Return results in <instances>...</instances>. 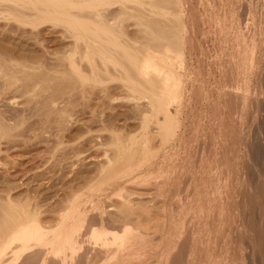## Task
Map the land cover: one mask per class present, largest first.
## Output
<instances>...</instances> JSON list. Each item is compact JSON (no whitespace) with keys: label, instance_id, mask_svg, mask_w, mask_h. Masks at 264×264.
<instances>
[{"label":"bare ground","instance_id":"obj_1","mask_svg":"<svg viewBox=\"0 0 264 264\" xmlns=\"http://www.w3.org/2000/svg\"><path fill=\"white\" fill-rule=\"evenodd\" d=\"M183 5L184 0H0V22L3 21L5 24V31L2 30L3 33L0 31L3 40H12L14 36L16 39L17 36L21 38L17 33L12 35L21 32V34L25 33V36L28 33L27 37L23 36L27 39L23 38L24 43L28 41L31 47L35 45L36 51L41 47L42 51L43 48L45 51L48 46H54L53 51L45 52L50 57L45 56V53L43 57H40L41 55L31 57L26 52L20 56L22 49L18 46L21 47V43L15 41L16 46L14 45L13 49L11 41V51L7 52L4 49L5 52H0V106L6 105L2 100H5L7 94L11 96L17 92H20L19 95L22 97H29L26 100L31 102L27 108L26 106L17 110L14 108L15 111L11 114L3 111L8 115L0 109V143L3 139L10 142V136H13L14 131L32 116H50L52 117L51 120L49 118L50 121H47L48 118L45 119V116L42 118L46 122L42 123L40 121L44 119H40L39 124L49 122L45 126L54 124L55 127L52 128L58 130L63 126L64 129L72 119V111H68V105L63 104L66 103L65 95L77 90V93H83L85 97L88 93H94L97 85L104 84L108 80H119L122 83L128 93L126 99L135 103L146 100L148 104V111L141 110L137 131L127 132L122 136L112 134V143L107 141V144L114 145L116 158L113 159L111 155L105 153L106 161L98 172L100 179L102 176H107L112 181V189L108 192L93 197L90 193L93 185L88 186V184L82 193H78L79 190L72 192V195L64 193L63 198H59L61 200L58 199L53 208L44 210L37 201L32 202L33 198L30 195L26 194V197L19 198L12 196L13 192L10 194L11 189L6 186V189H0V192L1 190L3 192V195L0 194V264H144L145 260L149 261V258L155 255L156 248L151 247L152 238L148 237L150 234L141 231L138 226L133 228L128 224L129 217H134L137 213H134L135 206L130 204L128 199L132 195L128 188L140 184H154L157 186L158 196L166 198V193H169L171 195L169 203H175L173 196L175 197L176 193L173 187L176 161L172 156L177 153L174 144L179 139L181 111H175L173 101L180 93L182 79L181 73L174 66L177 60L183 58L187 45L191 47L194 43L192 34L189 35L187 32ZM128 25L135 28L136 32L130 31ZM46 30L49 36H45ZM251 38L243 40L241 45L243 59L240 61L242 63L238 62L239 64L252 65L255 45ZM11 43L9 42L10 45ZM14 49L21 51L19 54L16 52V55L13 53ZM237 57L239 61L241 56ZM10 96L6 100L12 103L16 97ZM239 97L244 99V95ZM240 103H243V100H239ZM32 124L35 125V121ZM151 124L154 125L155 130L150 129ZM45 126L42 128L46 130L44 132H48V127ZM90 126L87 128L88 132L91 131ZM42 128L40 129L43 130ZM61 131L59 130V138L56 139V143L53 142L55 145L50 150L52 157L54 155L62 157L61 155L65 154L66 144L63 146L64 141L60 139ZM251 150L254 155L261 151L256 145H253ZM122 156H125V159L122 160ZM58 157L56 156L57 160L60 158ZM60 160L59 164L62 161ZM50 163L44 165L40 173L55 172L54 170L58 168L56 162L54 165ZM147 164L153 168L151 173L154 175L151 174L144 179L139 169ZM60 166L61 172L62 164ZM88 177L75 175L72 180L76 183L81 180L91 181V176L90 179ZM260 182L261 184L257 185L261 190L257 186L256 192L264 193V181L260 180ZM257 188L254 189L253 194ZM261 194L257 193L251 197L252 199L255 197L256 200V195ZM85 195L88 197L85 198ZM112 196H117L121 202V207L114 205L117 216H120L118 219L110 218L105 212L106 209L98 207L100 200L103 201L105 198L111 200ZM261 196L263 201V194ZM254 199L252 202H255ZM261 200L256 202L259 203ZM87 202L91 203V206L87 205ZM258 205V208L262 206ZM138 208L143 209L140 212L147 210L145 213L148 214V206L141 205L137 210ZM49 211L57 213V218L53 222L45 214ZM173 211L174 208H169L167 205L162 208V212L170 215V222L176 223L180 218L174 216L176 214L173 218ZM260 211V217L263 218L264 206ZM139 216L140 214H137V217ZM252 221L248 232H244V229L241 231V241L237 245L236 252L245 259L247 246L244 236L247 235L246 244L250 247V259L254 264L256 256L264 258V246L263 248L260 246V238L256 233L257 225ZM166 234L168 235L169 232L167 231ZM172 236L174 237L173 233ZM166 248L168 249L169 246ZM166 248L161 251V257L156 263L204 264L199 258L194 257L195 250L189 253L188 259L183 260L185 258L181 255L172 258ZM146 253H149L147 258L144 256ZM242 259L240 260L243 261ZM245 261L246 259L242 263L247 264ZM213 263V259H210L206 264ZM148 264L155 263L150 260Z\"/></svg>","mask_w":264,"mask_h":264},{"label":"rangeland","instance_id":"obj_2","mask_svg":"<svg viewBox=\"0 0 264 264\" xmlns=\"http://www.w3.org/2000/svg\"><path fill=\"white\" fill-rule=\"evenodd\" d=\"M183 9V15L187 19V32L189 35L192 34L195 45L194 43L191 47L187 45L183 58L177 60L174 66L181 73L182 79L180 93L173 101L175 111H181L179 139L174 144L176 147L174 151L177 153L172 156L176 161L173 187L176 194L175 197L173 196V201L177 204L173 202L172 204L175 205L171 206L169 193H166V198L158 196V189L154 184L131 186L128 191H131L132 195L128 199L130 204L135 206L134 213H137L127 221L130 227L138 226L141 231L150 234L148 236L149 239L152 238L150 243L153 242L151 247L156 248V252L149 259L155 264H159L156 262L161 257L160 253L167 246L169 248H166V251L172 258L181 255L185 258L183 260H186L189 258V253L195 250L194 257L199 258L204 264L210 259H213V264H244L242 262L245 259L247 264H252L250 247L246 244V234L245 259L238 256L236 248L241 241V231L244 229V232H248L252 220V223L255 222L257 225L256 233L260 238V246L261 248L264 246V234H261L264 233V217H260V209L264 206L261 195L264 196V193L256 192L258 185L261 184L260 180L264 181V0H184ZM3 24V21L0 22L1 32L5 31ZM128 26L130 31L136 32L135 28ZM1 32L0 52L4 49L7 52L11 51V48L16 46L15 42L21 43V47L17 44L18 48L22 49L20 56L26 52L31 57L32 55L50 57L45 52L54 49V46H50L51 48L48 46L47 51H44V48L42 51V47L36 51L35 45L34 47L32 45V48L28 45V41L24 43L26 39L24 37H27L28 33L26 36L21 32L12 33V35H20L21 38L17 36L19 39L17 41L14 36V40L7 41L1 38L3 33ZM45 32V36H49L47 30ZM250 37L255 45L252 65L239 64L238 62L243 59L241 46L243 40ZM30 42L33 43L32 40ZM188 48L189 53H187ZM16 49L12 52L17 55L16 52L19 54L20 51ZM26 49L28 50L24 51ZM237 51H240L238 52L240 55ZM237 56H241L239 61ZM112 80L97 85L94 93H88L85 97L83 93H77V90L65 95L66 103L63 104H67L68 111H72L71 122L65 125L67 128L64 126L65 128L62 129V126L58 129L56 126L58 129L56 130L52 128L55 127L54 124L49 127L45 126L46 123L42 124L47 118V121H50L52 118L50 116L42 115L44 118L46 116L45 119L41 116H38L39 119L37 116H32L14 131L13 136H10V142L5 141L6 139L1 140L0 189L10 188V194L13 192L11 195L19 198L26 197V194L30 195L33 198L32 202L37 201L44 210L53 208L54 204L63 198L64 193L71 194L78 190V193H82L88 184V186L93 185L90 191L93 197L112 189V181L107 176H102L100 179L98 172L106 161V154L111 155L113 159L116 158L114 145L111 146L109 142L110 145L107 144V141L112 143V134L122 136L127 132L137 131L141 110L148 111L146 100L135 103L126 99L128 95L126 88L119 80ZM103 88L107 92L106 90L104 92ZM19 94L21 93L17 92L5 96L2 102L6 105L0 106L2 112L7 111L11 114L18 108L22 109L25 106L27 108L28 104L31 105V102H27L29 97L25 98ZM12 95L16 97L14 98L16 102L12 101L14 104L6 100ZM37 97L40 99L39 96ZM237 99L243 100V103L239 104ZM7 112L3 113L8 115ZM40 119H44L40 121L41 125ZM34 121L35 125L32 124ZM151 125L150 129L155 130L154 125ZM43 126L51 129L47 128L49 131L44 132L46 130ZM89 126L92 127L91 133L87 131ZM59 130H62L60 139L64 141L63 146L66 144L64 149L65 154L67 153L64 154L66 157L64 155L52 157L50 154L52 146L59 138ZM253 145L261 150L257 155L252 154ZM56 156L62 160L60 163L64 172L59 171L61 164L58 163ZM123 159L125 156H122ZM50 162L58 166V170L46 174L40 173L44 165L47 166ZM149 166L147 164L139 169L144 179L151 174L154 175L151 173L153 168ZM206 170L210 173L208 174ZM75 175L91 176V181L81 180L76 183L72 180ZM255 188H257L255 194L262 193L256 195V200L260 199L263 204L256 202L255 197H253L255 202H252L251 196H255L253 194ZM2 193L1 190L0 194ZM84 197L87 198L88 195ZM90 204L87 202V205L91 206ZM258 204L262 205L260 209ZM114 205L121 207L117 196H112L111 200L106 198L100 200L98 207L106 209L105 212L110 218L118 219L120 216H117ZM141 205L148 206V214L145 213L147 210L143 212H140L143 209L137 210ZM165 205L174 208L172 217L176 214L174 216L179 217L180 221L170 222V215L162 212ZM45 214L52 222L57 218V213L52 211ZM137 214L140 216L137 217ZM148 254L144 256L147 258ZM149 261L145 260L144 264H148ZM254 264H264V258L256 256Z\"/></svg>","mask_w":264,"mask_h":264}]
</instances>
